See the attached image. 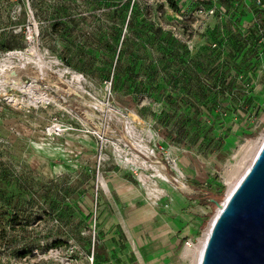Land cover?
<instances>
[{"label":"rangeland","instance_id":"obj_1","mask_svg":"<svg viewBox=\"0 0 264 264\" xmlns=\"http://www.w3.org/2000/svg\"><path fill=\"white\" fill-rule=\"evenodd\" d=\"M5 61L0 264H151L138 251L109 249L116 217L105 208L124 203L107 172L116 163L129 169L125 156L141 170L127 178L130 207L149 218L163 215L157 208L168 198L176 211L184 206L191 230L163 264H193L219 208L200 202L212 200L200 185L222 201L264 136V0H0ZM18 80L47 89L62 108L28 104ZM53 118L74 129L47 136ZM158 142L163 149L145 155L142 147Z\"/></svg>","mask_w":264,"mask_h":264},{"label":"water","instance_id":"obj_2","mask_svg":"<svg viewBox=\"0 0 264 264\" xmlns=\"http://www.w3.org/2000/svg\"><path fill=\"white\" fill-rule=\"evenodd\" d=\"M199 264H264V140L223 202Z\"/></svg>","mask_w":264,"mask_h":264},{"label":"crops","instance_id":"obj_3","mask_svg":"<svg viewBox=\"0 0 264 264\" xmlns=\"http://www.w3.org/2000/svg\"><path fill=\"white\" fill-rule=\"evenodd\" d=\"M107 173V177L111 178L108 179L112 183L111 190H115L119 196L120 203H124L113 210L105 208L109 214L116 217V220L110 224V229L114 235L111 237L113 245L109 249L118 256L124 257H130L131 254L136 255L138 251L142 258L143 255H149L153 261L151 264H163L165 255L178 239L177 235L180 232L184 233L191 230L184 228L185 222L179 216L181 214L184 216V212H182L184 206H181L180 210L176 211L175 203L171 202L167 197L168 201L165 203L161 202L157 208L163 215L155 212L161 220H158L152 211L149 218H147L146 214L142 216L141 211L137 210L140 204L133 209L128 203L131 196V188L134 185H130V181L127 179L128 177H133L129 169L114 166ZM133 178L137 180L135 177ZM185 220L187 219L185 218ZM105 237L103 242L106 245ZM127 246L129 251L124 252Z\"/></svg>","mask_w":264,"mask_h":264},{"label":"bare ground","instance_id":"obj_4","mask_svg":"<svg viewBox=\"0 0 264 264\" xmlns=\"http://www.w3.org/2000/svg\"><path fill=\"white\" fill-rule=\"evenodd\" d=\"M29 54L30 55H33L35 52H33V48H29ZM12 55H16V56H26V55H29L28 53H25V52H13V53H10ZM28 59V58H27ZM32 59V58H31ZM8 62H3L2 64H0V88H1V91L6 94L7 93V89H6V84L7 82L3 79V69H9V64H7ZM10 63V62H9ZM3 74V75H2ZM73 78H75L77 81L80 79L79 76H75L73 75ZM33 82V81H32ZM14 86H16L18 89H20V91L23 93V94H27L28 95V99H27V103L28 104H33L35 102H37L38 99H40L41 97H46L43 92L41 90H38L36 87V84L35 83H23L22 81L18 80L16 84H14ZM13 86V87H14ZM41 98V99H42ZM45 100H50L49 97H46L44 98ZM52 99V98H51ZM55 106H58L59 108H62L59 106V104H56L54 102H52ZM53 105V106H54ZM264 140V136H263V139L262 141L260 142V144L258 145L257 147V150L259 149L260 145L262 144ZM253 146V145H252ZM251 146V149L253 148ZM250 148V147H249ZM256 151V150H255ZM257 152V151H256ZM254 152V153H256ZM127 160V159H126ZM147 166H151V168L154 170V174L158 177H166L164 174H162V172L160 171V165H157L156 163L153 164V163H150L148 164ZM249 164L244 168V170L239 174V176L237 177L236 181L233 182V184L231 185L230 183V187L226 193V196L225 198L230 194V192L232 191V189L235 187L236 183L239 181V179L242 177V175L244 174V172L246 171V169L248 168ZM179 175L180 177L183 176V173L181 171H179ZM167 179V178H166ZM168 182V181H167ZM103 184L104 186H106L107 188V183L106 181L103 180ZM177 186V185H176ZM180 186L182 189H187L188 190V187L186 186V184L184 182H180ZM178 187V186H177ZM157 190V189H156ZM176 195V194H175ZM224 198V199H225ZM157 199V198H156ZM224 199L221 201L223 202ZM219 208L217 209L216 213L213 215V217L211 218V220L209 221L207 227L204 229V231L202 232V234L200 235V237H198V240H197V243L196 245L193 246L194 248V260L192 261L193 264H199V261H200V257H201V253H202V249H203V246L205 244V241L207 239V236H208V233H209V230H210V227L218 213V211L221 209V206H218ZM190 245V243H188ZM192 246V245H191Z\"/></svg>","mask_w":264,"mask_h":264},{"label":"built area","instance_id":"obj_5","mask_svg":"<svg viewBox=\"0 0 264 264\" xmlns=\"http://www.w3.org/2000/svg\"><path fill=\"white\" fill-rule=\"evenodd\" d=\"M37 86V85H36ZM38 90H41L42 92H43V94L46 96V97H49V95H48V93H49V91L47 90V89H42V88H38V87H36ZM46 97H41L40 99H38V102L37 103H41V104H50V103H52L53 101H51L52 99V97H49L50 98V100H46L45 102H41V100H44V98H46ZM66 111V110H65ZM81 125L82 126H86L84 129H85V132H87V133H91V134H94V132H92V131H90V129H88L87 128V125L85 124H83V123H81ZM45 129H44V133L47 135V136H51V137H58V136H63L64 135V133H66V132H68V131H71V130H73L74 129V127L72 126V124L71 123H68V122H64L62 119H57V118H53V120L51 121V122H49L48 124H47V126H45L44 127ZM95 134H96V136L99 138V139H102V137H101V135H100V131H96L95 132ZM157 144V143H156ZM154 145L155 147L154 148H152V149H150V148H147V147H142V149H143V151L145 152V155H149V154H151V155H153L154 157L156 156V154H155V149H157V146L160 148V149H163V147L161 146V143H159L158 142V144L157 145ZM128 156V155H127ZM157 163H159L160 162V159H158V158H155L154 159ZM98 164H97V166H99V162H100V158H98ZM122 162H125V163H128V164H130V168H129V172H130V174L133 176V177H138V175H140L141 174V170H140V167H137V166H135V164L134 163H132L131 161L129 162V161H127L126 160V156L124 157V160L122 161ZM172 162L174 163V164H176V162H175V160H173L172 159ZM140 163H142V162H140ZM119 167H121V164H119V163H116ZM143 164V163H142ZM136 165H139V163L138 164H136ZM98 168V167H97ZM98 177H103L101 174H99V176ZM175 179V178H174ZM101 188H102V190H104V191H106V189L104 188V187H102L101 186ZM98 190L96 189V192L95 193H97L98 194V192H97ZM100 195V194H99ZM101 196V195H100Z\"/></svg>","mask_w":264,"mask_h":264},{"label":"trees","instance_id":"obj_6","mask_svg":"<svg viewBox=\"0 0 264 264\" xmlns=\"http://www.w3.org/2000/svg\"><path fill=\"white\" fill-rule=\"evenodd\" d=\"M170 1H171V0H170ZM200 187L203 188V190L208 191V193H209V196H207L208 198H212V199L215 200V198H216L217 196H219V192L213 191V189H211L210 187H205L204 185H200ZM200 202H201V203H209V204L214 203L213 200H211V201L208 202V201L206 200V197H202V199H201ZM60 244H61V241H56V242H54V246H58V245H60Z\"/></svg>","mask_w":264,"mask_h":264}]
</instances>
